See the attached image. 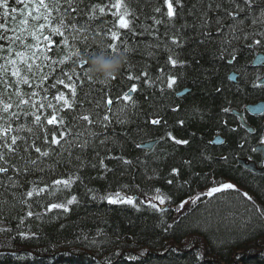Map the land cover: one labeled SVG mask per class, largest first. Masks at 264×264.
Segmentation results:
<instances>
[{
	"label": "trees",
	"instance_id": "1",
	"mask_svg": "<svg viewBox=\"0 0 264 264\" xmlns=\"http://www.w3.org/2000/svg\"><path fill=\"white\" fill-rule=\"evenodd\" d=\"M9 3L11 7H22L16 5L14 0H9ZM89 3L107 7L103 15L97 9L96 19L89 31L84 33L88 45H99L101 41L105 45L113 43L107 33L115 24L114 30L119 31L120 40L130 46L126 53V64H131L132 68L126 70L124 66L108 88L99 83L102 81L99 78H92L89 83L85 79L88 65L81 64L80 59L81 56H87L86 46L81 43L66 47L64 41L68 32L64 36L53 35L49 28L44 31V35L49 36L51 46L46 47L43 41L40 46L47 56L58 61L77 48L82 55L75 58V63L69 60L54 65L45 62V73L55 69L44 82L43 86L49 89L47 93L35 88L37 81H33V87H19L25 99L33 90L40 92V97L47 95L51 99L58 92L67 95V92H63L64 85L57 84L56 88L51 85L56 84L59 78H64L65 83H68L63 73L74 70L76 76L73 79L81 80L83 84L77 85L74 109H65L61 113L65 116V122L71 126L72 116L88 112L93 114V118L97 113L103 116L108 111L104 105L108 96H111L114 101L112 112L128 104L119 116L127 123L121 125L112 119L107 130L98 125L89 126L100 133L98 138L93 139L95 147L90 146L83 151L72 148L69 156L60 145H51L49 149L44 143V134L37 132L34 127L35 117L32 113L36 109L31 104L19 108L14 106L8 113L0 112L4 117L0 119V125L7 127L11 124L13 128L7 134L9 142L12 135L22 136L26 141H18L19 144H32L35 141L36 146L50 151L49 156L40 157L38 168L42 171L33 169L27 174L16 176L19 187L6 189L0 184V264H264V216L260 214L264 210V175L255 174L238 164L239 158L262 164L260 152L254 149L263 138L264 114L252 116L245 112L246 122L254 128V132L250 133L241 125L238 116L232 113L234 109H244L248 103L264 100V84H258L264 77V67L252 66L255 54L264 52V24L252 25L251 15L242 14L236 22L235 35L239 38L233 40L228 26L234 21L223 12V8L229 7V0H214V3L222 4V9L209 10L211 27L207 31L212 35L206 37L202 35L205 29L198 25L199 10L206 8L208 0H202V3L183 0L185 7L182 11L174 4L179 15L174 19L175 27L167 28V17L153 11L162 6V12H167L163 0H123L136 16L131 25L134 32H129L116 23L119 15H112L117 12L116 8L111 7L116 0H84L81 7L86 8ZM193 4H196V10L190 14ZM153 15L157 19H164V24L155 25L157 35L144 31L152 27ZM217 16L223 18V34L216 31ZM21 18L17 13L16 20ZM86 19V16L83 19L77 17L81 24ZM126 19H131V16ZM241 19L243 24L238 22ZM3 22L11 29L14 26L12 14L6 20L0 19V23ZM185 23L188 26L181 28ZM52 26H56L55 20ZM245 34L247 39L244 38ZM7 35L11 36L12 32L9 31ZM173 35H180L183 41L181 47L171 43L170 37ZM257 39L261 41L259 45L255 43ZM26 43L32 44L34 41L29 37ZM67 43L72 45V40L69 39ZM0 45L6 50L8 40H0ZM14 48L21 50L18 43ZM167 49H171V52ZM36 51L39 53L40 49ZM120 51H123L122 47ZM170 54L174 58L178 55L185 63L173 67L167 63ZM6 55V51L0 52V56ZM3 62L0 59V63ZM142 71H147L154 81L151 87L144 83V78L139 81L127 78L129 72L139 76ZM232 72L237 74L236 80L230 79ZM168 75L176 76L171 88L167 86ZM9 79L11 81L15 77L9 73ZM133 83L138 86L137 91L132 93V99L136 101L135 108L127 101H116V97L127 92ZM14 88L15 85L5 95V100L15 105L18 98L13 94ZM186 88L188 91L178 96L179 91ZM0 91H3L2 86ZM8 95L12 97L10 101ZM68 99H72L71 93ZM36 104L38 107L39 104ZM97 104L100 106L97 107ZM225 108L230 111L225 112ZM13 112L17 116L11 117ZM47 112L51 113L52 110L45 111L44 115ZM41 113L43 109L38 114ZM157 118H161V124H152L151 121ZM181 120L184 124L179 123ZM41 123L48 127L49 141L52 131H56L59 136L60 125H49L43 117ZM83 123L80 127H73V134L82 130ZM21 126L23 128L16 131ZM28 128L33 131L29 133ZM168 132L176 139L188 140L189 143L176 144L168 137ZM216 135L223 137V143H211ZM105 137L108 138L107 143L101 146L99 140ZM87 138L85 135L81 140ZM156 139L158 142L152 150L140 147L142 143ZM29 151L32 159L39 155L32 148ZM96 151H99L100 156L95 155ZM77 156L97 166L82 168L75 159ZM107 156H122L131 164L105 159L104 163L113 169L105 174L99 166V160ZM6 158L17 167L22 168L24 165L19 156ZM184 161L191 163L186 165ZM173 168L179 169L178 176L170 175ZM12 175L14 171L9 168L7 174H0V178L6 180L7 176ZM69 178L71 184L67 188L52 183ZM169 179L173 180L172 184L167 183ZM225 182H231L237 188L203 196L188 210L176 216L173 209L184 199ZM45 185L48 187L39 197L26 198L33 204V212L43 214L42 219L33 216L20 223V218L28 211L27 205L20 203L21 199H25L23 193L33 186L44 188ZM123 185L129 187L125 189ZM156 188L171 197L165 200L168 209L160 211L147 203H140L142 198L156 195ZM116 191L136 197L139 210L127 204H109L107 200L99 198ZM50 192L54 194L49 195ZM244 193H248L252 199L248 200ZM73 195L77 201L68 205V211L53 209L44 212L48 204L66 203ZM93 196L97 198L93 199ZM36 200H39V206L34 203Z\"/></svg>",
	"mask_w": 264,
	"mask_h": 264
},
{
	"label": "snow or ice",
	"instance_id": "2",
	"mask_svg": "<svg viewBox=\"0 0 264 264\" xmlns=\"http://www.w3.org/2000/svg\"><path fill=\"white\" fill-rule=\"evenodd\" d=\"M198 3H202V0H197ZM16 5H22V7H11L9 0H0V19L6 20L9 17L10 13L12 14V20L14 26L9 29L6 22L0 23V40H8V47L5 50L2 45H0V52L6 51V56H0V59H3V63H0V86H2L3 91H0V112L8 113L11 108L14 106L19 108L21 105H29L36 109L32 113L35 117L34 124L40 125L41 124V115L38 114L40 109L49 108L52 109V114L50 116H46L45 119L47 124H58L61 126V130L59 131V136H57L56 131L51 132V140L48 139V133L45 131L44 135V143L48 145L49 149H51V145H60L63 151H67L69 156H71L72 148H79L81 151L84 149L92 146L95 147L93 143L94 138H98L100 133H97L92 130V127L100 126L103 129L107 130L109 125L112 122V119H115L117 123L123 125L127 123L126 120H122L119 118L120 114L125 111L128 107V104H125L123 107L118 108L116 112H112L111 106L113 105L114 101L111 96H108L105 107L107 108V112L100 116L98 113L96 114L95 118H93V114L88 112L83 115H74L72 116L71 126L65 122V116L61 115V113L65 110H73L74 106L77 103V85L83 84L81 80H74L73 77L76 76V72L73 70L71 73H63V76L67 78L68 83H65L64 78H59L56 81V84L51 85L52 88H56L57 84H62L66 88L71 90V97L72 99L69 100L65 97L62 92H58L56 96H54L51 100L48 99V96L45 95L40 97L41 102L37 107L36 98L40 96V92L33 90L30 94H28V98H24V93L22 92L20 85H28L29 87H33V81H37L35 83V88H39L41 91L47 93L49 89L44 87V82L48 80L49 75H51L55 69H51L50 72L45 73L43 71V67L46 66L45 62H50V64H64L65 60H69L71 63H75L76 59L79 58L82 53L77 48L74 52H72L69 56H66L60 60H53L49 56L44 53V49H42L41 41L45 43L47 47L50 44L49 36L44 35V31L50 28V32L53 35L64 36L65 32H68V36H65V46L66 47H73L74 45H78L83 43L85 48V53L88 56L95 54L99 49L104 54H115L117 51H120L121 47L125 53H128L130 50V46L127 44L126 41L120 40V33L118 30L115 29V24L113 25V29H109L107 35H109L113 41V43L108 44L104 49H100L99 45H88V38L84 33L89 31L90 25L96 19L97 9L99 10V14L103 15L105 12V7L107 6H100L99 4H91L89 3L86 8H82L81 4L84 3V0H14ZM163 3L167 5V12H162V6L156 7L153 11L154 13H161L162 16L167 17V24L165 27H175L174 19L179 15V12L176 10V7L183 10L185 7L183 0H163ZM174 4L176 7H174ZM117 9V12L112 13L113 16L119 15V19L116 23H118L120 28L127 29L129 32H134V28L131 27L134 24L136 19L135 12L131 10L127 4L123 3V0H116V3L111 5ZM123 8L121 12L120 9ZM215 8L216 10L222 9L221 3H214V0H208L206 8L199 10V27L205 29L202 32V35L206 37H211V32L207 31L208 28L211 27V18L208 15L209 10ZM196 10V4H193L192 9L189 10L190 14ZM224 15L227 17H231L234 21L232 25H229V33L231 34V39H238L239 37L235 35L237 32L236 22L237 17L241 16L242 14L247 16L251 15V24H264V0H229V7L223 8ZM19 13L22 17L19 21L16 20V14ZM55 13V16L53 15ZM87 19L84 23H79L77 17L83 19L84 17ZM131 16V19H126V17ZM153 20V25L151 28H145V32H149L152 35H157L158 29L155 28V25L164 24V19H157L155 15L151 17ZM56 21V26H52L53 21ZM223 18L217 16L215 20V24L217 25L216 31L218 33H222V29L224 27L222 23ZM43 21V22H41ZM240 24H243V19L238 21ZM187 23L181 25V28L187 27ZM11 31L12 35L8 36L7 33ZM179 31V30H178ZM99 34V33H97ZM143 34V33H141ZM223 34V33H222ZM168 33L165 32V36ZM31 37L34 43L28 44L26 43L27 39ZM244 38L247 39V34L244 35ZM71 39L72 45H69L67 41ZM171 43L176 47L182 46V39L180 35H173L170 37ZM119 41V43H117ZM230 43V41H228ZM19 44L21 50H16L14 48L15 45ZM257 45L261 43L259 39L255 41ZM152 47V45H149ZM155 47H159L156 45ZM36 49H40L39 53ZM171 52V49H167ZM13 52L15 55L13 56ZM151 54V53H149ZM235 59V56H233ZM39 61V63H37ZM82 64L87 65L86 61H81ZM167 63H170L173 67L177 64H184L185 61H182L178 58H174L171 54L168 55ZM126 70H130L132 68L131 64L125 65ZM9 73L11 77H15L14 80L9 79ZM161 74L163 75V69H161ZM129 80H141L144 78V83L147 84L149 87L152 86L154 81L149 77L147 71H142L139 76H133L130 72L127 76ZM85 79L91 83L92 77L88 76L87 73L85 74ZM116 79V76L110 78L108 82L99 81L105 88L110 86V83ZM159 79V77L157 78ZM176 82V76L168 75L167 76V86L171 88L173 84ZM13 85H15L13 94L18 98V103L15 105L13 103L7 102L5 100V95L8 94L10 89H13ZM137 84L133 83L131 88L122 94V96L116 97V101H127L131 104L133 108L136 107V101L132 99V93L137 91ZM12 99L11 95H8V101ZM53 100L56 102L53 103ZM62 102V103H61ZM97 107L100 105L97 104ZM81 107L83 105L81 104ZM225 112L230 111V109L225 108ZM111 113V115H109ZM11 117L17 116V113L13 112L10 114ZM28 115V113H25ZM0 119H4L2 115H0ZM81 122L83 123V128L81 131L75 132L73 134L72 129L73 127H80ZM154 125L161 124V118H157L151 121ZM166 123V121H165ZM180 124H184V121H179ZM92 126V127H89ZM23 128L16 129V131H20ZM235 129H233L234 131ZM13 128L11 124H8L7 127L0 125V174H7L9 172V168H12L14 171V175L7 176V179L4 180L0 178V184H3L6 189L16 188L19 187V180L16 179L20 173L27 174L31 170H41L38 168V164L40 162V157H47L50 155L49 150H42L41 147L36 146L35 141L32 144H27L26 142L22 145L19 144L18 141H26L25 137L12 135L9 137L8 133H11ZM27 131L31 133L33 131L32 128H28ZM87 135V139L81 140V137ZM168 137L175 141L176 144L180 145H187L189 143L188 140H178L172 136L171 132L167 133ZM72 137V139H67V137ZM108 138L99 140V144L101 146L107 143ZM63 141V144H61ZM217 143H223L221 140H217ZM67 145V147H65ZM32 148L36 153L39 155L36 159L31 158V153L29 149ZM255 151V149H254ZM24 153L25 155H21ZM96 156H100L99 151H96ZM6 156H19V159L24 161L23 167H17L15 164H12ZM80 167H92L95 168L97 165L88 162L81 156H77L75 158ZM105 159H117L121 160L124 164H131V161L124 159V157L119 156H107V157H100L99 166L103 169L104 173H108L113 171V169L108 168V166L104 163ZM227 159V157H224ZM186 165H190V161L183 162ZM179 175V169L173 168L171 170L170 175ZM103 178V177H101ZM152 177H149L151 179ZM54 185L60 186L63 185L64 188H67L71 184V178L63 179V180H55L52 182ZM168 184H172L173 180L169 179L167 181ZM48 185H45L44 188H37L33 186L31 189L23 193V197L25 199H21L20 203L25 204L28 207V211L24 217L20 218V223H24V221L28 217L35 216L37 219H42V213L33 212L32 206L33 204L30 203L26 198L31 197H39L41 193L45 192V189ZM128 185H123V188L127 189ZM138 187V186H137ZM223 189H235V185L231 183H222L219 186H214L208 189L207 196H212L213 193L221 192ZM91 192L92 190L89 189ZM156 195L148 199L147 201H141V204L147 203L151 208L163 211V209H159L158 205L154 203V201H159L162 205L165 203V200L171 199L164 195L161 192V189L156 188L155 190ZM54 193H49V195H53ZM247 197L248 200H251L252 197L248 195V193L243 194ZM96 196H93V199H96ZM100 199H105L109 204H127L132 205L139 210V205L136 204V197L134 196H125L120 191H116L115 193H106L104 196L99 197ZM199 199V196L191 198V202L195 203ZM77 201V197L75 195L71 196L70 199H67L66 203H51L48 204L47 207L44 208V212H51L53 209H64L68 211V205H72L74 202ZM37 206H39V200L34 202ZM188 203V201L182 202L179 207L183 208L184 205ZM260 214L264 216V210L260 211ZM63 227V225H61ZM20 235H24V233H20ZM34 235V234H33ZM135 259V257H130Z\"/></svg>",
	"mask_w": 264,
	"mask_h": 264
},
{
	"label": "clouds",
	"instance_id": "3",
	"mask_svg": "<svg viewBox=\"0 0 264 264\" xmlns=\"http://www.w3.org/2000/svg\"><path fill=\"white\" fill-rule=\"evenodd\" d=\"M102 41L99 42V48L102 50L106 47ZM82 61L87 62V73L92 78H99L108 82L110 78L117 76L121 69L127 63V56L124 51H117L115 54H104L97 51L91 56H81Z\"/></svg>",
	"mask_w": 264,
	"mask_h": 264
},
{
	"label": "water",
	"instance_id": "4",
	"mask_svg": "<svg viewBox=\"0 0 264 264\" xmlns=\"http://www.w3.org/2000/svg\"><path fill=\"white\" fill-rule=\"evenodd\" d=\"M254 65H264V53H259L257 55V57L255 58L254 60ZM232 78L234 77V75L232 74L231 76ZM186 92H181L180 94H184ZM246 109L248 112L250 113H253V114H259V113H263L264 112V102H261L259 103L258 105L256 106H251V105H248L246 106ZM234 114L238 115L240 117V121L241 123L246 127L248 128L250 131H252L253 129L245 122L244 120V117H243V112H238V111H233ZM221 140L222 141V138L217 136L214 138V140L212 141L213 143H217L216 141L217 140ZM157 143V140H154V141H150V142H146V143H143L141 145L142 148H152L153 145H155ZM256 150H260L262 152V155H263V159H264V145L263 144H260L256 147ZM239 163L243 166H245L246 168L248 169H251L255 172H258V173H264V168L259 170L257 169V166L256 164L253 162V161H249L247 159H240L239 160ZM163 208V207H162Z\"/></svg>",
	"mask_w": 264,
	"mask_h": 264
},
{
	"label": "bare ground",
	"instance_id": "5",
	"mask_svg": "<svg viewBox=\"0 0 264 264\" xmlns=\"http://www.w3.org/2000/svg\"><path fill=\"white\" fill-rule=\"evenodd\" d=\"M253 63H254V59H253V61H252V66H254V67H264V65H254ZM81 64H82V63H81ZM232 74L234 75L233 78L231 77ZM236 77H237V74H236L235 72H232V73L230 74V79H231V80H236ZM76 80H77V79H76ZM258 84H260V85H263V84H264V77H263L261 80L258 81ZM187 91H188L187 88L184 89V90H180L179 93H178V96L183 95V94H180L181 92H187ZM63 92H67L68 94H70V93H71V90H70L69 88H66V87H65V89L63 90ZM63 94H64V93H63ZM68 94H67V95L64 94L65 97H66L67 99H68ZM48 98L51 99L50 96H48ZM40 102H41V99H40V96H39V97H37L36 103L39 104ZM53 102L55 103V101H53ZM261 102H264V100H260V101H257V102L248 103V104H246V105L256 106V105H258V104L261 103ZM61 103H62V102H61ZM47 110H52V109H49V108H45V109H43V113L40 114L41 117H43V119H45L46 116H50V115L52 114V112H51V113L47 112V113L44 115L45 111H47ZM45 120H46V119H45ZM46 123H47V121H46ZM41 124L43 125V128H42L40 125H37V124H34V127L37 128V132H42V134L45 135V131L48 130V127H47L45 124H43V123H41ZM54 125H57V124H54ZM44 135H43V136H44ZM217 136H219V135H216L215 137H217ZM48 137H49V136H48ZM215 137H214V138H215ZM219 137H221V138H222V141H223V137H222V136H219ZM156 140H157V139H156ZM213 140H214V139H213ZM213 140H212V141H213ZM157 142H158V140H157ZM61 143H62V142H61ZM211 143H213V142H211ZM214 144H221V143H214ZM53 146L56 147V146H58V145L53 144ZM259 152H260V154H261L262 164H261V165L256 164V166H257V169L261 170V169L264 168V159H263L262 152H261L260 150H259ZM240 159H246V158H239V159H238V164H239V165H241V164L239 163V160H240ZM241 166H242L243 168H245V169H247V170H249V171L255 173V174H258V172H255V171H253V170H251V169H248V168H246V167L243 166V165H241ZM197 193H198V192H197ZM158 208H159V209L166 210V209L161 208V207H159V206H158ZM174 208H175V207H174ZM173 210H174V209H173ZM174 212H175L176 216H177V215H180V214L182 213V212H179V211H176V210H174ZM183 212H184V211H183Z\"/></svg>",
	"mask_w": 264,
	"mask_h": 264
},
{
	"label": "rangeland",
	"instance_id": "6",
	"mask_svg": "<svg viewBox=\"0 0 264 264\" xmlns=\"http://www.w3.org/2000/svg\"><path fill=\"white\" fill-rule=\"evenodd\" d=\"M259 53H262V52H258V53H256L255 56H254V58H253L254 60H255V58L257 57V55H258ZM219 136H221V135H219ZM262 140H263V142H264V131H263V138H262ZM260 142H262V141H260ZM256 147H257V146H256ZM263 175H264V173H263ZM225 183H231V182H225ZM231 184H233V183H231ZM233 185H234V184H233ZM218 186H219V185H218ZM213 187H214V186H213ZM210 188H211V187H210ZM235 188H237V186H235ZM208 189H209V188H207V189H205V190H202V191H199V192L196 193L195 195H192V196H190V197L184 199L182 202H184V201H188V203H186V204L184 205L183 208H180L179 205L182 203V202H180L177 206H175L174 210L179 211V212H182V213H183V211L185 212V211L188 210L189 207L193 204V203L191 202V198H194V197H197V196H199V198H201V197H203V196H207L205 193H207ZM223 190H226V189H223ZM213 194H214V193H213ZM150 198H151V197L142 198V201H147V200L150 199ZM155 202H156V201H154V203H155Z\"/></svg>",
	"mask_w": 264,
	"mask_h": 264
}]
</instances>
